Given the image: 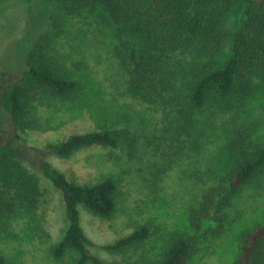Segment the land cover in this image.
I'll return each instance as SVG.
<instances>
[{"label":"rangeland","instance_id":"rangeland-1","mask_svg":"<svg viewBox=\"0 0 264 264\" xmlns=\"http://www.w3.org/2000/svg\"><path fill=\"white\" fill-rule=\"evenodd\" d=\"M51 7L37 0L30 10L23 0L0 4V83L17 82L36 40L50 32L51 11L61 30L52 38L51 62L78 83L71 98L45 96L33 105L34 129L18 134L21 143L32 147L14 143L17 157L46 190L49 204L43 212L20 214L0 231L4 264H71L70 254L59 261L51 257V247L68 222L60 192L37 168L46 159L78 182L108 176L116 180L119 197L112 218L100 219L79 207L81 227L92 243L89 250L100 259L152 264L172 237L188 233L195 237L187 264H233L240 233L264 222V174L243 188L227 209H210L207 220L200 208L206 189L218 183L229 166L227 145L245 136L264 144V78L254 81L246 99L200 111L194 137L198 144L162 171L155 149L163 151L170 134L163 131L158 106L127 94V70L113 28L100 14L65 17ZM239 7L230 18L234 28ZM0 128V144L14 138L16 130L7 118H0ZM103 129L124 132L126 137L116 148H87L66 159L36 149L70 134ZM142 225L150 236L140 245L112 253L103 249Z\"/></svg>","mask_w":264,"mask_h":264},{"label":"trees","instance_id":"trees-1","mask_svg":"<svg viewBox=\"0 0 264 264\" xmlns=\"http://www.w3.org/2000/svg\"><path fill=\"white\" fill-rule=\"evenodd\" d=\"M11 1L15 0H0V4ZM23 1L30 10L35 0ZM37 1L51 5V10L58 9L59 16L100 14L113 28L127 70V94L158 106L163 115V131L170 134L163 151L155 149L162 171L198 144L194 137L200 111L226 108L234 101L246 99L253 91L254 81L264 78V0ZM239 6L241 14L234 28L230 18ZM51 12L50 32L36 40L17 82L5 86L0 83V118H7L16 130L13 139L0 144V231L20 214L43 212L49 204L46 190L17 157L14 146L15 142L25 144L19 141V133L35 127L33 105L45 96L68 99L78 90V83L61 73L48 54L54 51L50 46L52 38L61 34ZM2 77L0 72V81ZM125 135L109 129L92 130L70 134L36 149L66 159L87 148H116ZM226 150L228 168L202 197L200 210L204 220L209 218L210 209L217 213L231 206L243 188L264 174V144L247 141L245 136L230 142ZM37 168L60 192L68 222L51 247L53 260L70 254L71 264H118L90 252L92 243L81 227L79 212L82 207L100 219L112 218L119 197L116 180L108 176L78 182L47 159L39 161ZM149 236V228L142 225L103 249L110 253L122 251L140 245ZM194 237L188 233L172 237L152 264H187ZM0 264H4L1 254ZM233 264H264V222L240 233Z\"/></svg>","mask_w":264,"mask_h":264}]
</instances>
